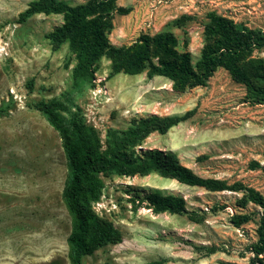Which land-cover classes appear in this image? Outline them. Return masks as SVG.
Returning a JSON list of instances; mask_svg holds the SVG:
<instances>
[{
	"label": "rangeland",
	"instance_id": "374dc122",
	"mask_svg": "<svg viewBox=\"0 0 264 264\" xmlns=\"http://www.w3.org/2000/svg\"><path fill=\"white\" fill-rule=\"evenodd\" d=\"M31 1L0 0V165L20 170L16 172L27 178L34 167L43 171L52 187L51 206L18 211L12 221L41 222L17 243L0 247V264L70 263L67 239L72 218L62 198L67 160L58 132L35 107L41 100L65 99L97 129L104 144L110 130H125L135 118L192 111L189 119L166 134L152 133L141 148L173 151L200 176L228 185L242 182L264 195V171L251 166L253 161L264 165V104L251 102L246 86L226 69L218 68L206 86L177 92L168 78L148 79L146 71L109 77L111 61L103 56L93 82L77 87L71 81L75 57L68 43L54 50L46 37L63 23V16L38 13L20 22V13ZM117 7L123 11L114 13L112 44L129 45L141 34L169 29L194 62L204 46L211 11L264 29V0H118ZM254 54L264 58V48ZM6 177L3 171L1 185L8 183ZM103 179V194L94 209L114 222L123 239L86 256L84 264H151L161 259H166L164 264H264V254L257 257L249 250L258 240L261 208L244 201V192L211 191L156 172ZM152 189L183 196L187 212L155 213L146 203L136 207L134 194L143 196ZM236 214H248L251 220L236 226ZM198 246L219 250L207 254Z\"/></svg>",
	"mask_w": 264,
	"mask_h": 264
},
{
	"label": "trees",
	"instance_id": "16d2710c",
	"mask_svg": "<svg viewBox=\"0 0 264 264\" xmlns=\"http://www.w3.org/2000/svg\"><path fill=\"white\" fill-rule=\"evenodd\" d=\"M118 0H32L19 15L24 22L38 14H61L63 23L47 33L54 50L68 43L75 57L71 81L77 87L95 79L98 61L106 56L111 61L109 77L119 73L130 75L146 71L148 79L163 76L173 83V89L206 86L218 68L226 69L232 78L247 89L248 99L264 104V58L255 55L264 48V29L250 27L228 16L211 11L205 25V43L200 58L194 62L189 50L181 48L178 36L171 30L155 34H141L129 45L111 43L109 33L113 28L114 13L123 11L117 7ZM125 11V10H124ZM179 22V21H178ZM35 107L58 132L67 160L68 175L62 193L65 206L72 218V228L67 242L69 264H84V258L109 244L122 241L121 230L113 221L100 216L94 203L103 194V177L111 174L121 176L159 175L175 179L190 186L204 187L211 191L227 189L244 192V201L261 208L258 222V240L249 246L258 257L264 254V195L254 187L242 182L228 185L217 178H206L182 164L173 151L159 148H141L144 140L154 132L166 134L173 126L189 119L193 112L180 115L150 114L135 118L125 130H110L106 144L97 129L89 125L81 112L73 111L65 99L41 100ZM253 169H262L258 161L251 163ZM137 206L146 203L155 213L185 214L186 199L177 194L152 189L143 196L134 194ZM135 207V209H136ZM251 220L248 214H236L233 222L240 226ZM213 254L217 246H198ZM166 259L151 262L164 264Z\"/></svg>",
	"mask_w": 264,
	"mask_h": 264
},
{
	"label": "bare ground",
	"instance_id": "6f19581e",
	"mask_svg": "<svg viewBox=\"0 0 264 264\" xmlns=\"http://www.w3.org/2000/svg\"><path fill=\"white\" fill-rule=\"evenodd\" d=\"M6 138L10 139L9 137H6ZM35 170H36L35 167L33 170H30L29 175L31 174L32 177L27 178V176L22 177V174H19L20 170L19 171L16 170L19 172L17 173L11 168L0 165V176L2 175L3 171H5V175H7L5 180H7V178L9 179L8 183H5V185L0 184V216H1L0 218V247L7 246L14 242L17 243L18 239H20L19 236L26 235L29 230H32L33 228H37L35 223L37 221H40V219L39 220L37 219L36 222L30 221V220H27V221L13 220L12 221V219L15 218V215H17L18 213H21V211H23L25 208L28 210L29 213H31L36 208L40 210V208H45L47 204L50 203L52 187L48 186V181L46 180V178L42 176L43 171L39 172V168H37L36 171ZM49 205L51 206V203ZM20 209L21 211L18 212ZM46 225H50V224L46 223ZM29 244L32 245L33 242H29Z\"/></svg>",
	"mask_w": 264,
	"mask_h": 264
}]
</instances>
